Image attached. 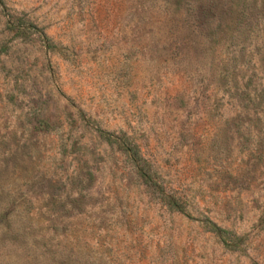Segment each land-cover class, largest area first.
Listing matches in <instances>:
<instances>
[{
	"label": "rangeland",
	"instance_id": "1",
	"mask_svg": "<svg viewBox=\"0 0 264 264\" xmlns=\"http://www.w3.org/2000/svg\"><path fill=\"white\" fill-rule=\"evenodd\" d=\"M0 264H264V0H0Z\"/></svg>",
	"mask_w": 264,
	"mask_h": 264
},
{
	"label": "trees",
	"instance_id": "2",
	"mask_svg": "<svg viewBox=\"0 0 264 264\" xmlns=\"http://www.w3.org/2000/svg\"><path fill=\"white\" fill-rule=\"evenodd\" d=\"M7 27H9V26H7ZM9 29H12V26ZM35 32L37 33L39 40L45 45V47H47V48L51 47L48 39L42 33H40L37 30H35ZM17 33H18V30H17ZM17 33H15V35ZM39 124L42 125L41 128H39V129H41L43 131L48 129L47 124L44 121H40ZM40 125H39V127H40ZM97 133H98V136L101 137L102 139H104V141L107 143H111L112 141H114V140H111V135H109L105 132L98 131ZM124 150L128 153L129 159H130L131 163L134 165L136 172H137V175L142 179V181L144 183H149L151 178H150V175L148 174L146 163L139 158V156H138L136 150H134V148H132L130 146H124ZM163 201L169 209L182 213V211H183L182 208L173 198L164 197ZM202 223L208 232L214 234L218 238V240L220 241V243L222 244L223 247H225L227 249H234L236 247V241H238V239L231 240L230 235L227 231L220 229L214 223H212L208 220H203Z\"/></svg>",
	"mask_w": 264,
	"mask_h": 264
}]
</instances>
